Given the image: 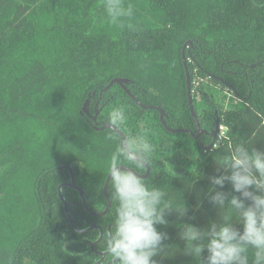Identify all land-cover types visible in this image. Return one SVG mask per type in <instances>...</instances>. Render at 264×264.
<instances>
[{
    "label": "trees",
    "instance_id": "obj_1",
    "mask_svg": "<svg viewBox=\"0 0 264 264\" xmlns=\"http://www.w3.org/2000/svg\"><path fill=\"white\" fill-rule=\"evenodd\" d=\"M122 3L134 13L118 26L104 19V0H0V264H23L25 257L32 264L96 263L88 239L99 231L76 228L96 223L107 231L114 223V200L105 215L90 211L107 206L103 187L115 144L109 128L96 130L82 107L89 94L126 77L136 99L164 109L168 126L196 132L185 45L197 118L209 130L217 112L225 127L221 145L205 148V134L167 131L158 109L143 108L118 84L99 116L105 124L114 107L126 109L128 130L142 126L155 145L146 182L185 205L184 215L166 211L167 224L157 225L167 234L157 264H198L184 251L180 224L206 228L218 220L208 198L209 178L223 174L216 160L241 141L264 150V0ZM67 166L87 199L86 207L78 190L62 187L74 224L59 193L71 182ZM217 190L239 195L228 181Z\"/></svg>",
    "mask_w": 264,
    "mask_h": 264
},
{
    "label": "clouds",
    "instance_id": "obj_2",
    "mask_svg": "<svg viewBox=\"0 0 264 264\" xmlns=\"http://www.w3.org/2000/svg\"><path fill=\"white\" fill-rule=\"evenodd\" d=\"M133 5L122 0H104L103 17L113 25L123 26L132 17ZM107 138L115 144L107 163L111 199L116 202L114 223L103 233V250L107 264H157L164 252L167 234L157 225L167 224L165 212L184 215L185 205L175 206L166 200L159 186L149 185L142 172L151 168L155 145L141 126L127 128L126 109L114 107L106 115ZM222 139L217 145L222 144ZM167 161H164L166 167ZM223 174L210 177L208 198L218 207L219 217L206 228L180 224L179 236L185 241V253L198 264H264V150L247 141L233 144L228 155L217 159ZM232 185L231 195L217 190L225 182ZM239 224L241 227H237ZM207 255L201 260V254ZM23 264H32L25 257Z\"/></svg>",
    "mask_w": 264,
    "mask_h": 264
},
{
    "label": "water",
    "instance_id": "obj_3",
    "mask_svg": "<svg viewBox=\"0 0 264 264\" xmlns=\"http://www.w3.org/2000/svg\"><path fill=\"white\" fill-rule=\"evenodd\" d=\"M191 43V41H189ZM185 47L186 45L184 46V50H185ZM183 50V61H184V64H185V70H186V77H187V94H188V102H189V106H190V110H191V113H192V116L194 118V121L196 123V126H197V133H194L192 130H188V129H176V128H170L166 121H165V111L163 108L159 107V106H153V105H146V104H143L141 103L138 99H136L134 97V95L130 92V90L128 89L127 85L131 82V80L129 78H126V77H116L114 79H112L110 81V83L102 90V92H106L108 91L114 84H118L120 85L126 92L127 94L131 97V98H134L143 108L145 109H159L160 113H161V121H162V124L165 126V128L171 132H188L189 134H191L194 138H199V136L202 134V129H201V126H200V122L197 118V114H196V111H195V108H194V104H193V98H192V86H191V83H192V79H191V75H190V72H189V69H188V66H187V59H186V56H185V52ZM95 93V92H94ZM94 93L92 94H89L88 98L86 99L83 107H82V110H81V114L83 115L84 113H88L89 112V105H90V101L94 95ZM93 120L96 121V116L93 117ZM219 127H220V120H216L215 122V130L213 132V137H214V141L216 140L217 138V135L219 133ZM94 128L96 130H104V129H107L109 128L108 126V123H105L103 125H94ZM214 145V143H212L209 147H212ZM67 168H69V170H71L72 172V168L70 166H67ZM149 172H150V168H147V172L145 174H143L144 178L147 177L149 175ZM72 177V181L70 183H66L67 186H70L72 188H75L76 190H78L81 194V198L83 200V203L84 205L87 207V199H86V196H85V192L84 190L79 187L76 182H75V178H74V175L72 173L71 175ZM108 184H109V181H108V176H107V179H106V182H105V185H104V193H105V196H106V199L108 201V204H107V207L101 211V212H95V211H90V213L92 215H96V216H102V215H105L108 210L110 209L111 205H112V200L110 198V195L108 193ZM64 185V184H63ZM63 185H60L59 187V193H60V197H61V200L63 201V204H64V207H65V211L70 219V222L72 224L73 223V219L69 213V210H68V205H67V201L64 197V195L62 194V187ZM99 228L101 230V236L103 235L104 231L103 229L100 227V226H97V225H91L89 228L87 229H84V230H78V231H81V232H84V231H87L89 229H92V228ZM100 262H98L99 264Z\"/></svg>",
    "mask_w": 264,
    "mask_h": 264
},
{
    "label": "flooded vegetation",
    "instance_id": "obj_4",
    "mask_svg": "<svg viewBox=\"0 0 264 264\" xmlns=\"http://www.w3.org/2000/svg\"><path fill=\"white\" fill-rule=\"evenodd\" d=\"M131 82H133V81H131ZM130 82V83H131ZM128 86V85H127ZM109 91V90H108ZM108 91H106V92H99V94H98V96H97V93L95 92H93L94 93V95H93V97H92V99H91V101H90V105H89V112L88 113H84L83 115H86L87 116V121L94 127V125H103V124H101V122L99 121V116H100V113H101V109H102V105H101V103L105 100V96H106V94L108 93ZM159 110V109H158ZM94 116H96V121H94L93 120V117ZM160 116H161V113H160ZM165 118H166V113H165ZM220 120V118H219V116L217 115V112H216V116H215V120H214V126L211 128V129H204V128H202V126H201V124H200V126H201V129H202V134L199 136V138L203 135V134H205V135H207L209 138H210V140H211V142L208 144V145H205V148H208V146H210L212 143H214V145H215V141L218 139V135H217V138H216V140L214 141V137H213V132H214V130H215V122H216V120ZM160 120H161V118H160ZM165 121H166V119H165ZM162 122V121H161ZM196 124V123H195ZM163 125V124H162ZM168 125V124H167ZM164 126V125H163ZM170 127V126H169ZM164 128H165V126H164ZM170 128H172V127H170ZM166 129V128H165ZM176 129H180V128H176ZM167 130V129H166ZM167 131H169V130H167ZM169 132H171V131H169ZM194 132V131H193ZM172 133H174V132H172ZM194 133H197V126H196V132H194ZM219 134V133H218ZM191 135V134H190ZM192 136V135H191ZM193 137V136H192ZM194 138V137H193ZM195 139H198V138H195ZM210 148V147H209ZM71 172V171H70ZM147 172V168H145V171L144 172H142V175L143 174H145ZM150 173H151V168H150V172H149V175H150ZM71 175H72V172H71ZM149 175L147 176V177H149ZM72 177V176H71ZM147 177H145V178H147ZM71 181H72V178H71ZM66 183H69V182H66ZM66 183H64V185L63 186H67L66 185ZM105 185V184H104ZM60 187V186H59ZM68 187H70V186H68ZM108 187H109V184H108ZM103 189H104V187H103ZM107 190H108V188H107ZM109 193V192H108ZM110 195V194H109ZM110 198H111V196H110ZM112 200V199H111ZM107 204H108V201H107ZM107 207V206H106ZM109 211V210H108ZM96 212V211H95ZM99 212H101V211H99ZM93 216H96V215H93ZM91 225H97V226H100V225H98V224H96V223H91L90 224V226ZM89 226V227H90ZM111 226H112V224H109L108 226H107V230L108 229H110L111 228ZM89 227H87V228H89ZM101 227V226H100ZM87 228H85V229H87ZM102 228V227H101ZM92 229H97L98 231H99V235L97 236V237H95V239H93V240H91V239H88V243L90 244V246H91V249L93 250V252H95L98 256H99V258H98V260L96 261V263L95 264H98V262H100L99 264H107V258H106V256H105V254H104V250L103 249H101L100 248V245H99V243H100V241L103 239L102 237H103V235L101 236V230L99 229V228H92ZM92 229H89V230H87V231H91ZM103 229V228H102ZM76 230L78 231V230H84V229H77L76 228ZM87 231H84V232H87ZM103 231L105 232V229H103ZM79 232H81V231H79ZM81 233H83V232H81ZM103 248V247H102Z\"/></svg>",
    "mask_w": 264,
    "mask_h": 264
},
{
    "label": "built area",
    "instance_id": "obj_5",
    "mask_svg": "<svg viewBox=\"0 0 264 264\" xmlns=\"http://www.w3.org/2000/svg\"><path fill=\"white\" fill-rule=\"evenodd\" d=\"M224 136H225V127L223 125H220L219 134H218L219 140L223 139ZM216 145L217 144H215L214 146H216Z\"/></svg>",
    "mask_w": 264,
    "mask_h": 264
}]
</instances>
